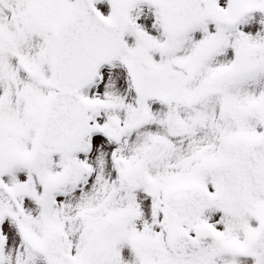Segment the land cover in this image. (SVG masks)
Instances as JSON below:
<instances>
[{"label":"snow or ice","instance_id":"1","mask_svg":"<svg viewBox=\"0 0 264 264\" xmlns=\"http://www.w3.org/2000/svg\"><path fill=\"white\" fill-rule=\"evenodd\" d=\"M0 264H264V0H0Z\"/></svg>","mask_w":264,"mask_h":264}]
</instances>
